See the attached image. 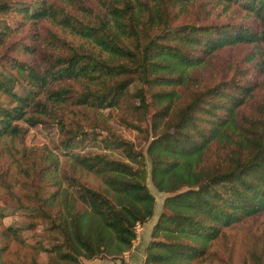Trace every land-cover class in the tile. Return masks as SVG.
Masks as SVG:
<instances>
[{"label":"trees","instance_id":"1","mask_svg":"<svg viewBox=\"0 0 264 264\" xmlns=\"http://www.w3.org/2000/svg\"><path fill=\"white\" fill-rule=\"evenodd\" d=\"M32 128L52 147L28 146ZM7 137L21 156L1 201L28 224L0 210V264L122 257L156 215L148 179L166 196L142 264H235L230 232L264 215V0H0ZM246 253L264 264L260 239Z\"/></svg>","mask_w":264,"mask_h":264},{"label":"rangeland","instance_id":"2","mask_svg":"<svg viewBox=\"0 0 264 264\" xmlns=\"http://www.w3.org/2000/svg\"><path fill=\"white\" fill-rule=\"evenodd\" d=\"M247 50H248L247 47L228 48L226 50H223L217 54L215 58L216 63L221 64L220 66H224V65L227 66L232 62L236 61L238 58H241L246 53ZM99 118H100V122L107 127H109L110 124H112L110 116L104 110H101L99 112ZM25 141L28 146L33 148H43L45 146H48L49 148L52 147L49 137L46 135L45 132H43V130L38 128L30 129ZM20 148H21V143L17 138L7 137L0 141V210L2 213L7 214L3 218L5 225H12V226H19L26 228L28 222L25 218L24 211L13 207H6L5 203L1 201L3 194L6 192L4 187L5 179L10 180L13 184L15 182L14 179L15 176L17 175L19 168L18 159L21 156ZM90 179L92 181V178ZM148 185L157 199L156 215L151 219L147 228H145L142 240L133 249L134 251L138 252L135 253L138 255L137 257H139L138 264H141L142 260L145 259V253L141 252L143 246H140V244L142 245L145 244L143 241L145 237H146L145 238L146 242L148 239H150L149 228H151V226L157 221L160 212L163 210V203L166 196V194L159 192L154 187L150 179H148ZM14 195L16 200L9 194H6L5 196L8 198V200L13 199L16 202L17 196H19V194L15 192ZM24 234L29 243H33L35 241L29 230H26ZM259 239L261 240V244L264 245V215L255 217L251 219V221L242 228H237L230 232V237L226 245L228 246V248L233 247V250L235 252V258H234L235 264L242 263L243 259L246 258L247 255L246 250L250 246V243L255 241L258 243ZM48 243L49 242L46 241V244ZM221 249L225 251L223 245H221ZM133 250L131 252H133ZM131 252L126 255L124 254L122 257L120 256L119 258H111V259L106 257H104L103 259L102 257L98 256L92 261V263L98 264L100 262L101 264L102 262V264H115L117 262V264H128V263L130 264L131 262L130 260L132 258ZM31 254H32L31 248L22 247L19 244H12L10 250L6 253L5 256L8 259H12L16 261L20 257L29 258ZM127 259L130 260L127 261ZM43 261L45 263L47 262V257L45 255L43 257Z\"/></svg>","mask_w":264,"mask_h":264},{"label":"crops","instance_id":"3","mask_svg":"<svg viewBox=\"0 0 264 264\" xmlns=\"http://www.w3.org/2000/svg\"><path fill=\"white\" fill-rule=\"evenodd\" d=\"M154 224H155V223H154ZM152 226H153V225H152ZM152 226H151V228H149V230H150V231H149V234H150L149 236H150V237H151ZM145 238H146V237H145ZM145 238H144V240H143L145 244H143V245L140 244V246H143V249L141 250V252H144V247H145V245L147 244V242L149 241V239H148L147 242H146V241H145V240H146ZM143 241H142V243H143ZM136 250H137V248H136ZM130 252H131V251H130ZM130 252H127L126 254H128V253H130ZM135 253H138V252L133 250V252H131V255H132L131 260H130V259H127V261H129V260L131 261L130 264H138V262H139V257H137L138 255L135 254ZM126 254H125V255H126ZM100 257H102V256H100ZM102 258L104 259V257H102ZM106 258L111 259V257H106ZM106 258H105V259H106ZM94 259H95V258H94ZM94 259H92V260H88V261L85 260V262H88V263H90V264H93L92 261H93ZM142 259H143V258H142ZM144 260H145V259H144ZM144 260H142L141 264L144 262ZM98 264H100V262H99ZM101 264H102V262H101ZM115 264H117V262H116ZM128 264H129V263H128Z\"/></svg>","mask_w":264,"mask_h":264},{"label":"built area","instance_id":"4","mask_svg":"<svg viewBox=\"0 0 264 264\" xmlns=\"http://www.w3.org/2000/svg\"><path fill=\"white\" fill-rule=\"evenodd\" d=\"M145 227L142 225L137 226V239H136V245L142 240L143 234H144Z\"/></svg>","mask_w":264,"mask_h":264}]
</instances>
